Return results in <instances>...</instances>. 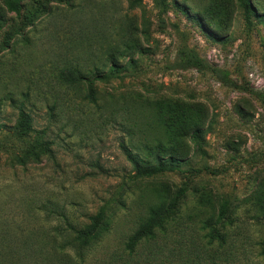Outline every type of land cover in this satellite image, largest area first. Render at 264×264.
Returning a JSON list of instances; mask_svg holds the SVG:
<instances>
[{
  "label": "rangeland",
  "instance_id": "obj_1",
  "mask_svg": "<svg viewBox=\"0 0 264 264\" xmlns=\"http://www.w3.org/2000/svg\"><path fill=\"white\" fill-rule=\"evenodd\" d=\"M209 1L166 0L162 10L154 0H21L14 13L0 0V264H28L31 250L63 264H264L252 201L264 185V0L237 5L218 34L197 20ZM129 39L139 50L96 80L94 68L107 73L108 52ZM164 99L205 107L202 151L189 143L179 172L134 179L122 145L146 156L160 136L146 109ZM20 108L51 158L15 164ZM159 183L184 189L178 211L129 254ZM221 200L229 218L216 224ZM101 208L109 227L91 245L49 242L58 228L71 242L68 225L83 228Z\"/></svg>",
  "mask_w": 264,
  "mask_h": 264
},
{
  "label": "trees",
  "instance_id": "obj_2",
  "mask_svg": "<svg viewBox=\"0 0 264 264\" xmlns=\"http://www.w3.org/2000/svg\"><path fill=\"white\" fill-rule=\"evenodd\" d=\"M20 1L5 0V3L9 11L18 13ZM165 1L154 0L158 9L164 8ZM237 5L252 11L250 0H210L205 12L207 20L201 18L197 20L200 24H205L203 25L205 30H211L210 32L215 34L225 32L229 29ZM3 24L4 21L0 19V29ZM132 50H139L138 44L129 39L124 43L122 50L115 48L108 52L106 57V62L109 64L107 67L108 72L105 74L99 73V69L95 67V79L106 81L114 77L115 73H118L120 69L116 59L124 57L125 55L122 56L123 53L125 54V52ZM128 62L130 66L134 65L133 59H129ZM148 107L149 109H146V111L149 112L152 127H156L159 130L160 136L154 138L153 146L146 148L147 153L144 158L132 153L130 149L122 145L125 157L134 172V179H153L165 173L179 172L180 166L189 159V143H193L197 151H202L203 125L207 118V111L203 105L164 99L149 102ZM18 110V118L15 125L11 128V135L16 141L23 144L24 149L21 155H17L14 158L15 164L26 166L27 164H38L45 157L51 158L53 156L51 142L44 140L42 132L33 130L32 119L25 110L22 108ZM32 134L34 135L31 136ZM184 194V189L173 192L166 184H156L154 188L155 203L148 209L145 221L138 226L125 244V249L129 254L135 251L136 246L140 242H149L155 239V232L160 229L164 221L177 213ZM252 201L261 214V220L264 222V185L258 189ZM229 209L228 201L221 200L219 202L215 213L216 224H224L229 218ZM68 226H70L72 231L71 242L68 240L70 236L65 235V231L58 227V229H55V231H58L57 234L48 237L50 243L63 242L64 245L60 248L61 250L72 248V244H76L79 247L91 245L108 229L109 221L106 210L101 208L96 215L89 218V224L83 228L75 229L71 225ZM212 232L214 234L218 233L214 228H212ZM68 242L69 245L67 244ZM30 253L32 256L28 264H59L60 259L58 260L55 252L31 250ZM60 262L62 263L61 260Z\"/></svg>",
  "mask_w": 264,
  "mask_h": 264
}]
</instances>
